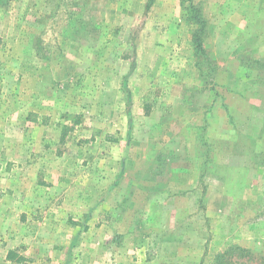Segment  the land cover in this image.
Returning a JSON list of instances; mask_svg holds the SVG:
<instances>
[{
	"label": "rangeland",
	"instance_id": "rangeland-1",
	"mask_svg": "<svg viewBox=\"0 0 264 264\" xmlns=\"http://www.w3.org/2000/svg\"><path fill=\"white\" fill-rule=\"evenodd\" d=\"M1 120L26 192L90 174L85 264H264V0H0Z\"/></svg>",
	"mask_w": 264,
	"mask_h": 264
},
{
	"label": "crops",
	"instance_id": "crops-1",
	"mask_svg": "<svg viewBox=\"0 0 264 264\" xmlns=\"http://www.w3.org/2000/svg\"><path fill=\"white\" fill-rule=\"evenodd\" d=\"M144 34L148 36L146 31L142 33V35ZM161 36L168 37L164 33ZM166 44L156 45L149 42L147 45H141L140 43L136 48V59L138 56L141 57V52L146 49L145 57L150 61H144V68L149 67V63H152L153 68H157L160 62L184 65L185 61H180L182 57L178 56L180 49L176 50L175 47ZM164 53H167V56H163ZM132 60L129 61L130 64ZM157 73L154 77H148V84L153 82L151 86H154L158 79ZM40 75L37 76L43 82L46 75ZM47 75L52 81V75ZM173 85L176 88L175 93H178V84ZM52 87L51 85L50 89ZM179 97L171 95L170 99ZM1 124L0 133L10 129L5 127V123ZM52 129V124L32 126L31 132L34 133V139L27 143L28 146L32 145L34 148L36 146L46 147V144L51 145L50 140L42 139L41 133ZM3 138L0 134V164L6 165L11 161L18 165L22 160L20 161L16 152L13 153V157H6L8 151H4V149L8 146ZM53 143L54 141H52ZM50 155L51 152L46 157L45 164L49 162L47 158H51ZM33 162L40 163L41 161L34 155ZM5 168L0 166V264H85L84 259H87L85 253L88 252L89 245V235L84 232L89 224L87 212L94 211L97 207L96 205V207L90 208L87 200L86 187L90 174H81L78 178L80 184L77 186H80V191L77 195H72L73 186L69 188L68 185L69 179L73 180L71 176L68 178V175H65L66 183H62V178L59 181H52V190L56 192L54 195L51 194L53 192L46 191L47 193H45L44 190L35 186L26 192L23 180L19 183L18 175L14 177L13 173H7ZM97 179L99 178L97 177ZM74 202L79 203L80 211L86 213V216H80L81 227H83L80 234L77 231L74 233L75 229L79 228L72 222L74 218L71 217ZM64 212H70V214L66 213L63 217ZM72 223L74 226L71 225Z\"/></svg>",
	"mask_w": 264,
	"mask_h": 264
},
{
	"label": "trees",
	"instance_id": "trees-1",
	"mask_svg": "<svg viewBox=\"0 0 264 264\" xmlns=\"http://www.w3.org/2000/svg\"><path fill=\"white\" fill-rule=\"evenodd\" d=\"M149 6V3L147 4V7ZM199 44V43H198ZM77 122V121H76ZM231 249L228 248V249H225L219 256H224L227 252H229ZM218 256V258H219Z\"/></svg>",
	"mask_w": 264,
	"mask_h": 264
}]
</instances>
